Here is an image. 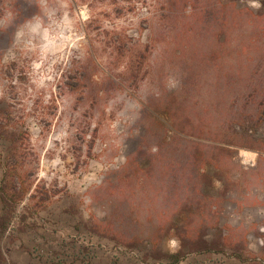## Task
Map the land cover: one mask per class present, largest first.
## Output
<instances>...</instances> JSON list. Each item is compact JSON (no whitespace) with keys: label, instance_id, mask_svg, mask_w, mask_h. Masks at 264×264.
I'll return each instance as SVG.
<instances>
[{"label":"rangeland","instance_id":"obj_1","mask_svg":"<svg viewBox=\"0 0 264 264\" xmlns=\"http://www.w3.org/2000/svg\"><path fill=\"white\" fill-rule=\"evenodd\" d=\"M0 264H264V0H0Z\"/></svg>","mask_w":264,"mask_h":264},{"label":"trees","instance_id":"obj_2","mask_svg":"<svg viewBox=\"0 0 264 264\" xmlns=\"http://www.w3.org/2000/svg\"><path fill=\"white\" fill-rule=\"evenodd\" d=\"M154 107V106H153ZM156 108V107H155ZM166 110L169 112V114H170V107L169 106H167L166 107ZM171 124L173 125V127L175 128V129H177V130H179V131H181V132H185V129H186V127H185V125H184V123H180L179 121H177V120H174L173 118H172V115H171ZM180 258L178 257L177 258V260H179Z\"/></svg>","mask_w":264,"mask_h":264}]
</instances>
